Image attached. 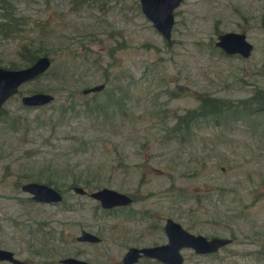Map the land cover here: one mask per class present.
<instances>
[{
  "label": "rangeland",
  "instance_id": "1",
  "mask_svg": "<svg viewBox=\"0 0 264 264\" xmlns=\"http://www.w3.org/2000/svg\"><path fill=\"white\" fill-rule=\"evenodd\" d=\"M10 2L17 29L0 34V66L24 67L21 44L51 62L0 109V247L23 264H64V256L123 264L128 246L166 242L170 217L190 232L232 238L211 253L182 248L183 264H264V110L173 128L198 94L239 100L264 91V0H182L170 42L138 0ZM227 31L246 35L248 58L214 45ZM33 92L53 100L23 106ZM47 181L60 202L20 190ZM72 186L134 201L103 208ZM81 229L99 240H76ZM131 264L165 263L141 256Z\"/></svg>",
  "mask_w": 264,
  "mask_h": 264
},
{
  "label": "water",
  "instance_id": "2",
  "mask_svg": "<svg viewBox=\"0 0 264 264\" xmlns=\"http://www.w3.org/2000/svg\"><path fill=\"white\" fill-rule=\"evenodd\" d=\"M144 16L160 32L166 42L171 40V29L174 24V10L182 0H138ZM227 55H238L248 58L253 50V45L246 39L243 32L227 31L217 35L214 43ZM47 55L38 56L31 64L21 68H6L0 66V109L3 103L11 96L17 94L21 84L37 78L44 73L50 65ZM104 88L100 83L81 90L82 94L98 92ZM53 95L47 92H33L22 95L20 102L23 106L35 107L50 103ZM72 191L80 195H88L96 200L103 208L114 206H126L132 203V197L127 193L119 192L111 188L102 187L94 191H86L83 187L73 186ZM20 190L29 194L30 198L40 203H57L62 200L59 190L45 183L27 182L20 186ZM166 242L144 246H128L122 255L123 264H131L141 256L155 258L165 264H183L184 257L181 249L191 248L195 253H211L232 241L231 237L210 236L201 233H193L185 229L180 223L170 217L164 221ZM76 240H99V236L86 229H81L76 235ZM0 260H8L14 264H21L24 260L16 257L14 252L0 247ZM64 264H89L83 258L64 256L59 259Z\"/></svg>",
  "mask_w": 264,
  "mask_h": 264
},
{
  "label": "trees",
  "instance_id": "3",
  "mask_svg": "<svg viewBox=\"0 0 264 264\" xmlns=\"http://www.w3.org/2000/svg\"><path fill=\"white\" fill-rule=\"evenodd\" d=\"M84 0H73V5H79L83 3ZM12 5L10 0H0V34L7 36L9 32L17 29V21L12 26V21L14 20L12 13ZM21 58L24 62V66L31 64L39 55L36 54L35 50H30L27 44H21L19 47ZM40 52V51H39ZM46 55L47 52H43ZM13 65V64H11ZM9 68H16L14 65ZM198 105L196 109L186 110V112L177 117L174 129L186 128L192 119L204 116H217L225 111H236L244 110L245 112L251 111H263L264 110V91H254L252 94L246 98L239 100H230L224 98L212 97L208 94H198L196 96ZM69 101V100H68ZM63 102V106L66 110L72 109L74 103ZM51 184L50 182H46Z\"/></svg>",
  "mask_w": 264,
  "mask_h": 264
},
{
  "label": "flooded vegetation",
  "instance_id": "4",
  "mask_svg": "<svg viewBox=\"0 0 264 264\" xmlns=\"http://www.w3.org/2000/svg\"><path fill=\"white\" fill-rule=\"evenodd\" d=\"M85 1H87V0H84V2ZM91 1H95V0H91ZM130 197H132V202L134 201V197L131 195V194H128ZM15 255V254H14ZM17 257V256H16ZM76 257V256H75ZM0 261H8V260H0ZM8 262H10V261H8ZM10 263H12V262H10ZM24 263V262H23ZM23 263H21V264H23ZM12 264H14V263H12Z\"/></svg>",
  "mask_w": 264,
  "mask_h": 264
}]
</instances>
